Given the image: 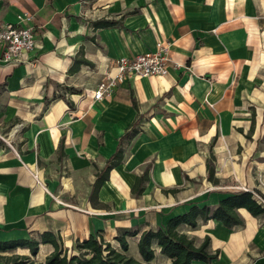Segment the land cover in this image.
I'll list each match as a JSON object with an SVG mask.
<instances>
[{
    "label": "crops",
    "instance_id": "crops-1",
    "mask_svg": "<svg viewBox=\"0 0 264 264\" xmlns=\"http://www.w3.org/2000/svg\"><path fill=\"white\" fill-rule=\"evenodd\" d=\"M26 14L33 19L21 26L33 27L37 42L27 61L4 62L0 47V242L52 232L70 250L76 239L106 238L114 222L108 240L140 232L129 238L139 258L142 231L242 190L264 194V0H0V28ZM99 20L118 24L95 29ZM158 42L170 44L167 75L126 79L109 98H94L116 59L154 51ZM81 59L89 64H75ZM59 94L72 107L53 100ZM137 120L139 133L125 139V158L91 203L96 174ZM77 192L79 201L64 204ZM238 212L245 226L209 220L178 229L198 246L210 237V249L220 251L212 264H264V215ZM54 249L41 243L35 259ZM155 249L149 264L172 263ZM12 252L31 256L26 248Z\"/></svg>",
    "mask_w": 264,
    "mask_h": 264
},
{
    "label": "trees",
    "instance_id": "trees-1",
    "mask_svg": "<svg viewBox=\"0 0 264 264\" xmlns=\"http://www.w3.org/2000/svg\"><path fill=\"white\" fill-rule=\"evenodd\" d=\"M115 20H99L94 23V28L116 27ZM75 64H89L85 59L76 60ZM70 94H81L82 92L75 88H64ZM64 99L70 107L71 101L65 94L55 95V99ZM136 106V102H134ZM140 120L135 121L129 130L121 137L116 152L108 159L106 166L96 174L89 200L97 204L98 193L105 181L109 179L110 172L123 161L124 152L122 145L125 139H132L139 133L138 127ZM61 150V148H60ZM61 152V151H60ZM151 164H148L143 175L136 178L132 192L138 196L144 191V183L148 181ZM209 179L213 180L214 167L209 160L207 162ZM174 191V190H171ZM247 209L253 216L264 215V209L257 203L254 194L251 191H241L221 200L215 208L209 206L200 207L194 205L190 211L184 215L170 219L164 228L154 230L152 228L141 232L138 239V252L140 257L136 258L130 253L129 238L137 236L140 232L125 230L119 233L114 241L108 240L102 233L90 235L83 240L75 241L72 248L65 249L58 238L52 232H44L40 240L24 239L0 242V264H149L155 259L156 249L160 248L161 254L172 260L171 264H193L195 261H201L206 264H212L217 260L220 251L210 249V237L207 236L201 245H196L194 239L179 231L181 225H188L197 228L199 221L207 222L209 220H218L228 228L236 226H245V221L238 210ZM41 243H50L54 246V251L49 254L44 262L35 259L38 254ZM18 248L30 250L31 256L13 253ZM12 252L11 254H2Z\"/></svg>",
    "mask_w": 264,
    "mask_h": 264
},
{
    "label": "built area",
    "instance_id": "built-area-1",
    "mask_svg": "<svg viewBox=\"0 0 264 264\" xmlns=\"http://www.w3.org/2000/svg\"><path fill=\"white\" fill-rule=\"evenodd\" d=\"M19 24L5 25L0 28V47L3 48V61L10 64L26 62L25 54L36 48V38L33 27L21 26L29 23L33 17L29 14L20 15ZM156 50L146 52L133 57H121L114 62L113 70L103 78L94 92L96 100L109 98L117 86L126 79L137 77L165 76L169 72L172 62L170 56V44L158 42ZM38 176L35 175V178ZM264 187V184H262ZM257 203L264 208V194L252 191Z\"/></svg>",
    "mask_w": 264,
    "mask_h": 264
},
{
    "label": "rangeland",
    "instance_id": "rangeland-1",
    "mask_svg": "<svg viewBox=\"0 0 264 264\" xmlns=\"http://www.w3.org/2000/svg\"><path fill=\"white\" fill-rule=\"evenodd\" d=\"M1 137H3V138H5L6 140H9V138H11L9 135H5V134H3V135H1ZM61 171H62V173H61V177H68V178H70V172L68 171V169H61ZM62 179V178H61ZM78 180V179H77ZM77 180L76 181H73L72 180V184H75L76 185V187H77ZM79 181V180H78ZM195 188L198 190V188H199V184L201 185V182L199 181V180H197V181H195ZM48 185H50L49 183H47ZM59 184H60V182H57V183H54V186L55 187H58L59 186ZM59 188V187H58ZM57 190V189H56ZM56 190L53 192L54 193V197H52L51 196V198H53L52 200L53 201H55V203L56 204H58V205H61L62 206V204H59V203H57V200H56V198L55 197H57V193H56ZM243 191V190H242ZM74 194V193H73ZM66 199V200H65ZM64 199V204H74V203H76L77 201H79V199H80V193H75L74 195H71V197L70 198H65ZM200 201V200H199ZM154 211H156V209H153ZM152 210V212H154ZM158 212V211H157ZM156 213V212H155ZM139 218V215H133V216H130V221H134L135 222V220H137ZM117 230H118V227H116L115 226V223L113 222V226L111 227V228H109V229H107V232H106V238L107 239H111V237H112V235L113 234H115L116 232H117ZM44 251V250H43ZM43 251H41V255L42 254H44V252ZM19 252H21V253H23V252H26V251H19ZM39 259L37 260V261H41V262H44L45 261V258H44V256H39L38 257Z\"/></svg>",
    "mask_w": 264,
    "mask_h": 264
},
{
    "label": "bare ground",
    "instance_id": "bare-ground-1",
    "mask_svg": "<svg viewBox=\"0 0 264 264\" xmlns=\"http://www.w3.org/2000/svg\"><path fill=\"white\" fill-rule=\"evenodd\" d=\"M68 188V187H67ZM70 188V187H69Z\"/></svg>",
    "mask_w": 264,
    "mask_h": 264
}]
</instances>
